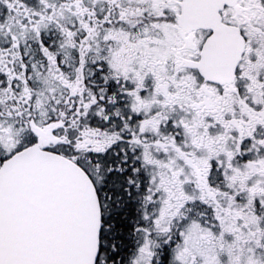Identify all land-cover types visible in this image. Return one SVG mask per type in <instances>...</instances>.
<instances>
[{
  "label": "snow or ice",
  "instance_id": "1",
  "mask_svg": "<svg viewBox=\"0 0 264 264\" xmlns=\"http://www.w3.org/2000/svg\"><path fill=\"white\" fill-rule=\"evenodd\" d=\"M0 264H264V0H0Z\"/></svg>",
  "mask_w": 264,
  "mask_h": 264
}]
</instances>
